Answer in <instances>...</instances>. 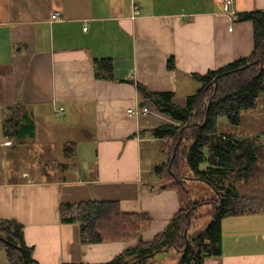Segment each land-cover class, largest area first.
I'll use <instances>...</instances> for the list:
<instances>
[{
  "label": "crops",
  "instance_id": "0c3cea01",
  "mask_svg": "<svg viewBox=\"0 0 264 264\" xmlns=\"http://www.w3.org/2000/svg\"><path fill=\"white\" fill-rule=\"evenodd\" d=\"M232 10L221 0H0V220L21 224L34 261L104 264L151 241L180 210L177 190L161 187L143 161V142H159L150 129L167 117L136 83L180 105L200 86L194 75L247 57L253 26L238 16L264 11V0H234ZM95 59L112 60V80L95 76ZM141 106L145 113H130ZM220 123L229 122L218 118L227 134ZM239 125L262 155L251 175L224 182L264 206V91ZM83 200L116 201L151 225L126 240L82 243L59 206ZM219 231L221 253L204 264H264V210L225 216ZM180 256L170 249L152 264ZM0 264H9L3 249Z\"/></svg>",
  "mask_w": 264,
  "mask_h": 264
},
{
  "label": "trees",
  "instance_id": "16d2710c",
  "mask_svg": "<svg viewBox=\"0 0 264 264\" xmlns=\"http://www.w3.org/2000/svg\"><path fill=\"white\" fill-rule=\"evenodd\" d=\"M238 18L252 22L251 53L219 69L194 75L200 86L186 96L182 105L173 103L172 93L150 92L136 83L140 95L167 117L150 129L160 142V152L166 156L154 167V174L161 187L177 190L182 207L151 241H138L104 264H152L156 255L170 249L180 252L179 264H204L205 257L221 253L219 230L223 217L264 210L259 200L239 196L224 182L229 174L251 175L262 155V147L255 140L218 129L221 116L238 124L241 114L254 109L264 91V11H249ZM93 65L96 77L113 79L111 59H95ZM168 66L174 67L170 60ZM63 147L68 153L73 145ZM195 179L208 184L215 198L202 201L210 206L205 215L211 220L204 231L194 236L190 228L196 206L190 202L189 191L183 188L188 180ZM186 197L189 200L185 201ZM59 215L61 222L78 226L82 243L126 240L151 225L147 214L123 212L116 201L61 203ZM0 249L5 251L9 264H24V259L38 264L25 244L21 224L15 220H0Z\"/></svg>",
  "mask_w": 264,
  "mask_h": 264
},
{
  "label": "rangeland",
  "instance_id": "374dc122",
  "mask_svg": "<svg viewBox=\"0 0 264 264\" xmlns=\"http://www.w3.org/2000/svg\"><path fill=\"white\" fill-rule=\"evenodd\" d=\"M176 102L177 104L181 105L183 103V97L182 96L177 97ZM157 119L158 120L154 121V123H158L163 120L162 116L159 115L157 116ZM219 128L222 131H226L229 134H233L236 136H238L237 134H239L238 131L241 130L240 125L238 126V124L234 125L231 123L230 124L227 123L226 125L220 123ZM142 145L145 151L144 152L145 158H146L145 155L146 152L150 155L149 159L147 158L143 159L145 165L146 166L159 165L162 161V155H163L159 152L161 147L160 142L151 141L148 143V141H146L143 142ZM183 189L189 191L190 202H192L193 205L196 206V210L193 212V217L195 218L191 220V228H190V234L195 236L200 231L202 230L204 231V228L208 225L209 221L211 220L209 217H207V215H205L207 213L206 211L210 209V206L207 203H202V201H207L208 199L215 198V194L212 191V188L208 184L204 183L202 180H196V179L188 180ZM187 199L189 200V198L186 197L185 201ZM196 202H198L199 204H197ZM158 255H156L155 257H158ZM154 258L151 260L152 262L154 261Z\"/></svg>",
  "mask_w": 264,
  "mask_h": 264
},
{
  "label": "built area",
  "instance_id": "2783aa9c",
  "mask_svg": "<svg viewBox=\"0 0 264 264\" xmlns=\"http://www.w3.org/2000/svg\"><path fill=\"white\" fill-rule=\"evenodd\" d=\"M221 1H222V5H223V10L225 12H228L229 14H233L234 11L232 10V8H233L234 0H221ZM57 16H58V12L55 11L52 14V17H57ZM83 30H86V26L83 27ZM146 111H147V108L143 107V108H138L134 111H130V113L132 112V113L138 114L139 112L145 113ZM4 143L9 144L10 140H6Z\"/></svg>",
  "mask_w": 264,
  "mask_h": 264
},
{
  "label": "water",
  "instance_id": "95a60500",
  "mask_svg": "<svg viewBox=\"0 0 264 264\" xmlns=\"http://www.w3.org/2000/svg\"><path fill=\"white\" fill-rule=\"evenodd\" d=\"M24 264H29L27 259H24Z\"/></svg>",
  "mask_w": 264,
  "mask_h": 264
}]
</instances>
